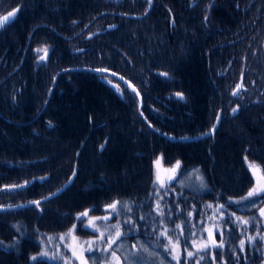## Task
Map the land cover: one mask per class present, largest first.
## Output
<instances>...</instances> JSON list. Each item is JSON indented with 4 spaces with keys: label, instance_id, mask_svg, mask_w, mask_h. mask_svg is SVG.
<instances>
[{
    "label": "trees",
    "instance_id": "trees-1",
    "mask_svg": "<svg viewBox=\"0 0 264 264\" xmlns=\"http://www.w3.org/2000/svg\"><path fill=\"white\" fill-rule=\"evenodd\" d=\"M194 1L152 0L149 9L147 0L136 7L122 1L114 9L108 0H0V15L16 10L0 27V205L40 198L75 173L39 207L0 211V264H61L30 259L40 251L37 235L62 234L75 224V234L89 237L77 214H104L115 200L130 204L120 220L111 219L123 222L122 233L135 231L127 242L152 243L168 264H177L174 255L180 264H213L214 256L215 264H264V239L236 220L249 221L264 205L263 199L237 208L253 188L245 157L264 174V0ZM49 32L54 56L36 64L30 47L46 43ZM84 67L128 80L141 96L140 112L127 86ZM241 72L245 88L233 96ZM218 110L210 136L172 141L163 135L208 131ZM157 157L166 166L179 160L180 174L199 169L189 179L198 174L206 182L193 191L171 180L161 191V206L171 214L165 236L154 219ZM25 181L31 183L5 188ZM129 218L133 223L126 224ZM187 220L196 231L214 227L218 243L223 233L224 247L199 234L194 247ZM200 244L208 247L197 253Z\"/></svg>",
    "mask_w": 264,
    "mask_h": 264
},
{
    "label": "rangeland",
    "instance_id": "rangeland-1",
    "mask_svg": "<svg viewBox=\"0 0 264 264\" xmlns=\"http://www.w3.org/2000/svg\"><path fill=\"white\" fill-rule=\"evenodd\" d=\"M264 40V38H263ZM263 48V46H262ZM38 54L37 59L39 60V57L43 55V53H39L36 51ZM48 60V58H47ZM46 60V61H47ZM40 61V60H39ZM44 61V60H43ZM240 84L242 87L237 90L238 94L241 93V90L245 88V85L243 84V76L242 72L240 73L238 79L233 83L232 89H231V94L233 91L236 89V85ZM116 85V84H115ZM237 94V95H238ZM233 95V94H232ZM233 95V96H237ZM248 162H254L258 164L255 161H249ZM246 165L248 166V163L246 162ZM259 165V164H258ZM173 165H162L160 168V178L162 181H164L168 185L170 184V181L168 179L169 176L172 175L171 172L167 171L168 169H171ZM261 168V167H260ZM155 169V177L154 180L156 179V168ZM250 170V169H249ZM251 175L253 177V187L257 185V176H253L252 171L250 170ZM193 173L195 171L193 170H187L182 172L181 174L178 173V170L175 174V178L172 180H175L177 184H180L185 188L191 189L193 191H201L206 188V182L203 179H198V180H190L189 178H192ZM261 174L262 170H261ZM198 175V174H197ZM180 180V181H179ZM261 183H264L262 181ZM166 188H160L159 184H154L153 185V194L155 195L154 197V205H155V212H154V219H156L160 225H162L161 228L164 229H170V227H166L167 225V220L169 219L168 216H171L170 213H167L168 215H165V212L161 206V196H162V190ZM263 199L261 197H252L250 199H240L238 202L237 208L240 211H246L248 209H251L252 207L256 206L259 202H261ZM157 202L160 204V209L163 212V215H158L156 208H157ZM128 208L130 207V204L127 203ZM124 206V205H123ZM119 215L116 213L112 214V218H117V220H120V216L122 213V208L124 207H119ZM260 208H264V205L261 206ZM259 208V209H260ZM85 211V210H84ZM82 211V212H84ZM80 212V213H82ZM106 213L92 216L89 214L88 217H83L82 220H80L82 223V226L90 231L92 234L89 237H82L74 233L75 239H73L72 236H64V239L61 240V236L65 233H68L69 231L58 234V235H50V234H39L36 237V240L38 241L40 245V252L42 251H47L49 254V257L56 255L57 253L59 254L57 259H50L54 261H58L61 264H65V261H68V264H81L80 260L77 257L73 256V248L76 249L77 253L79 254L83 249L87 247L86 241H95V248L93 252H84V257L88 260V264H106V262L111 261L112 264H115L112 258V251L116 252V255L120 258L119 264H168L167 259L165 258L164 254L162 251L157 248L155 245L152 243H146L144 242L145 240L140 238V237H135V241L131 244L127 242V237L130 233L135 232L132 228H128L125 232L124 235L121 236L119 239L116 240V243L112 245V248L108 252L101 251L100 249L104 248L107 246L108 240L115 235V229L112 228V225H115L117 222H111V219L108 221H103V220H97L96 223L100 227L101 231L105 233L103 240L98 239L99 233L93 231L91 228L86 227L88 224L89 217H103ZM120 222V221H119ZM127 224V223H126ZM120 225H123V222H120ZM179 225V224H177ZM186 228L190 229L189 236L193 237V241L196 242V236L199 234L200 235V240H208L209 239V232L211 231L212 237H215L216 234V229L214 227H210L209 225L203 227V230L196 231V224H193L190 220H187L185 223ZM249 227H252L254 231L252 232V235L258 233V236H264V217L260 215L259 210H257V214H253L250 216ZM201 229V228H200ZM122 232V229H120ZM180 233H182L183 229L181 227L179 228ZM187 233V235H188ZM255 236V235H254ZM126 237V238H124ZM158 239H160L159 234H157ZM171 237V236H170ZM51 238V239H49ZM124 239V240H123ZM172 241V244H170V247H175L176 243L174 242L173 238H169ZM215 239V238H214ZM218 243V242H217ZM135 246V247H134ZM202 244H200L198 247H201ZM172 248V249H173ZM190 251V250H189ZM193 252V251H192ZM38 253V254H39ZM35 255V256H38ZM39 258H47L48 257H42L38 256Z\"/></svg>",
    "mask_w": 264,
    "mask_h": 264
},
{
    "label": "snow or ice",
    "instance_id": "snow-or-ice-1",
    "mask_svg": "<svg viewBox=\"0 0 264 264\" xmlns=\"http://www.w3.org/2000/svg\"><path fill=\"white\" fill-rule=\"evenodd\" d=\"M147 2L149 4L152 3V0H147ZM15 11H12V12H9L7 13V15L5 16H0V27H4L5 24L7 23H10L12 21V19L14 18L15 16ZM205 19H207V17H205ZM37 52L39 53H43V55H41L39 57V60L40 61H43L47 58V55H48V49L46 47L44 48H38L36 49ZM95 71H100V72H105L107 71V69H96ZM111 75L115 76L117 75L116 73H111ZM161 75H167L166 73H161ZM119 79H123V77H119ZM109 83H111V81H109ZM125 83H128L127 81H125ZM116 88H117V91H120V88L119 86H116L114 85ZM129 87H132L131 84H129ZM242 87V85L240 84H237L236 85V89H240ZM132 90L133 91H136V89L134 87H132ZM233 95H237L238 92L236 90L233 91L232 93ZM137 95H139V93H137ZM177 97H179L180 99H183V96L181 93H176ZM234 113L237 111V109H233L232 110ZM49 126H51V124H49ZM216 125L214 124L213 125V129H215ZM183 139H186L183 138ZM101 148L104 147V145H101L100 146ZM162 160L163 158L162 157H157V159L155 161H153V165L154 167L156 168V179L153 181L154 184H159L160 188H166L167 187V184L161 180L160 178V168L162 166ZM245 160L246 162L248 163V168L252 171V174L253 176H257V185L254 186L251 190H249V192L247 193V196L246 197H242L241 199L244 200V199H250L252 197H261L262 199H264V183H261L262 181H264V174H261V168H260V165L254 163V162H248L247 161V157H245ZM180 164L181 162L179 160L176 161V163L172 166L171 169H168L167 171L171 172L172 175L168 177L169 180H172L175 178V174L177 172V170L180 168ZM196 173L199 172V169H196L194 170ZM75 175V173H74ZM41 180H44L46 179V177H41L40 178ZM197 179H202V177H200L199 175H197ZM31 183V181H25L24 184H19V185H10V186H5L6 189L8 190H11L13 188H23L25 187L27 184ZM59 191V189L57 190ZM56 193H52L51 195H55ZM43 199H48V197H44ZM30 203L36 205V207H39L40 206V203L41 201L39 200H36V201H31ZM120 201L118 200H115L113 201L112 203L110 204H107L105 205V212L106 214L103 216V217H89V220H88V224L86 225V227L88 228H91L93 231L95 232H98L100 235L98 237V239H101L103 240L104 238V235L105 233L103 231H101L100 227L97 225L96 221L97 220H103V221H108L112 218V214L113 213H116L117 215H119V208L118 206L120 205ZM11 207V206H9ZM20 207H23V205H21ZM124 207L126 209H128V211H131L130 208H128V205L127 203L124 204ZM209 207H212L211 205H209ZM219 208H224V205H220ZM89 211L88 209H86L84 212L82 213H78L77 214V217L76 219L77 220H82L83 217H88L89 216ZM156 211H157V214L158 215H163V212L161 211L160 209V204L159 202H157V208H156ZM259 212H260V215L262 217H264V208H260L259 209ZM189 215H191V213H189ZM141 219H144L143 217H141ZM236 220L240 223V224H244V225H247L249 223L248 220H243L242 218L240 217H236ZM126 223H133L132 219L129 218L127 221H125ZM120 222L117 221V223L115 225H112V228L115 229V235L112 236L108 242H107V246L100 249L101 251H104V252H108L111 248H112V245L116 243V240L119 239L121 236L124 235V233H122L120 231ZM181 226L180 225H177V228H180ZM76 229V225L74 224L72 229L69 230L68 233H65L61 236V240L64 239V236L67 235V236H72L73 239H75L74 237V230ZM167 233V229H165L163 232L160 233L161 236H165ZM183 234V233H181ZM221 240L219 243H217L215 241V239L212 237V233L211 231L209 232V239L211 240V243H212V246L213 247H217V248H223L224 247V240H223V233H221ZM51 239V238H49ZM255 238L254 237H248V240L249 242H252ZM260 239H264V236H261ZM87 247L85 249H83L79 254L77 253L76 249L73 248V256L74 257H77L81 264H88V260L84 257V252L87 251V252H93L94 251V248H95V241H86L85 242ZM169 244H172V241L169 239ZM244 244H245V241L244 240H241L240 241V250L243 251L244 250ZM193 245L194 247L196 246L195 245V242H193ZM135 247V246H134ZM208 245H203L201 247H197V253L201 252V251H204L205 248H207ZM167 250V248H166ZM112 258H113V261L115 262V264H119V260L120 258L116 255V252L115 251H112ZM188 257H193L194 256V253L191 252V251H188L187 253ZM38 256H42V257H48L49 259H57L59 254L57 253L56 255H53L51 257H49V254L47 251H42L38 254ZM37 256H33L31 257L30 259H32L33 261L37 260ZM173 259H177V264H180L179 262V259L177 256H173ZM200 260H203L204 257L203 256H200L199 257ZM65 264H68V261H65ZM106 264H112L111 261H108L106 262ZM185 264H187V262H185ZM197 264H199V261H197ZM213 264H215V256L213 257Z\"/></svg>",
    "mask_w": 264,
    "mask_h": 264
},
{
    "label": "water",
    "instance_id": "water-1",
    "mask_svg": "<svg viewBox=\"0 0 264 264\" xmlns=\"http://www.w3.org/2000/svg\"><path fill=\"white\" fill-rule=\"evenodd\" d=\"M151 6V4L148 3V6H147V9H149ZM12 12V11H11ZM7 15V14H5ZM3 15V16H5ZM133 17H136L137 15H131ZM263 52H264V40H263ZM47 60V59H45ZM84 69L86 70H91L92 72H97V73H105V74H108L110 75L111 77H113L114 79L120 81L121 83H123L125 86H127L131 91L132 93L136 96L137 100H138V110L140 112V106H141V103H142V99H141V96L140 94L137 95V93H139L137 91V89L128 81L126 80L125 78H123L122 80L119 79V77H122L121 75L117 74L115 76L111 75V73H115V72H112L110 70H107L105 72H100V71H95L96 69H90L88 67H84ZM97 69H100V68H97ZM125 81H127L128 83H125ZM129 84L132 85V87H134L136 89V91H133L132 90V87H129ZM236 91L238 89H235ZM220 116H221V111L218 110L216 116H215V119H214V122L211 126V128L208 130V131H205L203 133H198V134H194V135H186V136H179V137H175L174 135H168V134H163L167 139L169 140H180V141H192V140H197V139H201V138H204V137H207V136H210L214 133L215 129L217 128L218 124H219V121H220ZM216 125L215 129H213V125ZM156 132H158V130L154 129ZM186 139H183L185 138ZM74 177V174L72 173L69 178L61 185L59 186L57 189H55L54 191L40 197V198H37V199H33V200H29V201H25V202H21V203H17V204H13V205H0V211H10V210H15V209H19V208H22L20 207L21 205H23V207L25 206H30V205H34L32 203H30L31 201H36V200H39L41 202L45 201V199H43L44 197H48L49 198H52L53 196L57 195L58 193H60L64 188H66L72 181ZM59 189V191H57ZM52 193H56L55 195H51ZM47 200V199H46ZM11 206V207H9Z\"/></svg>",
    "mask_w": 264,
    "mask_h": 264
},
{
    "label": "flooded vegetation",
    "instance_id": "flooded-vegetation-1",
    "mask_svg": "<svg viewBox=\"0 0 264 264\" xmlns=\"http://www.w3.org/2000/svg\"><path fill=\"white\" fill-rule=\"evenodd\" d=\"M97 1H101V0H97ZM122 1H125V2H127L128 4H129V6H131V7H136V5H137V3L140 1V0H108V2L109 3H111L112 4V7L115 9L116 8V3H118V2H122ZM142 1V0H141ZM187 4H189V5H193L194 3H195V1L193 2V0H184ZM147 5H148V3H147ZM12 11V10H11ZM11 11H8L7 13H9V12H11ZM116 12V10H114L112 13H115ZM7 13H5V14H7ZM5 14H1L0 16H3V15H5ZM80 29V28H79ZM79 29L77 30V38H79V36H80V34H79ZM59 34V33H58ZM66 36V35H65ZM64 38H67V37H64ZM50 40H51V33L49 32V34L47 35V37H46V43H38V41H34L35 43L34 44H32V46L30 47V49L32 50V56H33V59H32V61H34V63H36V64H40V63H42L43 61H39L38 59H37V57H38V54L36 53V49H38V48H44V47H46L47 49H48V58L49 57H51V56H54V54H52V51H53V49H54V47H53V45L51 44V42H50ZM69 49H71L72 51H74V49H73V47L71 46V47H69ZM60 59H62V58H60ZM60 59H59V56L57 55V59H55L56 60V62H58V63H61V61H60Z\"/></svg>",
    "mask_w": 264,
    "mask_h": 264
},
{
    "label": "bare ground",
    "instance_id": "bare-ground-1",
    "mask_svg": "<svg viewBox=\"0 0 264 264\" xmlns=\"http://www.w3.org/2000/svg\"><path fill=\"white\" fill-rule=\"evenodd\" d=\"M145 11H146V10H145ZM145 11H144V12H145Z\"/></svg>",
    "mask_w": 264,
    "mask_h": 264
}]
</instances>
